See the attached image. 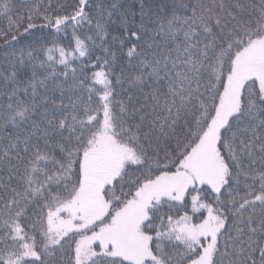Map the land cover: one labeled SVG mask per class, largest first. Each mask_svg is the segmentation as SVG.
Returning a JSON list of instances; mask_svg holds the SVG:
<instances>
[{"label":"snow or ice","instance_id":"obj_1","mask_svg":"<svg viewBox=\"0 0 264 264\" xmlns=\"http://www.w3.org/2000/svg\"><path fill=\"white\" fill-rule=\"evenodd\" d=\"M0 264H264V0H0Z\"/></svg>","mask_w":264,"mask_h":264}]
</instances>
